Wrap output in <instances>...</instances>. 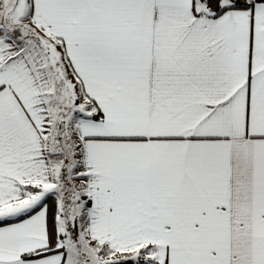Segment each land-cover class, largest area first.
<instances>
[{"label": "snow or ice", "instance_id": "snow-or-ice-1", "mask_svg": "<svg viewBox=\"0 0 264 264\" xmlns=\"http://www.w3.org/2000/svg\"><path fill=\"white\" fill-rule=\"evenodd\" d=\"M0 264H264V0H0Z\"/></svg>", "mask_w": 264, "mask_h": 264}]
</instances>
